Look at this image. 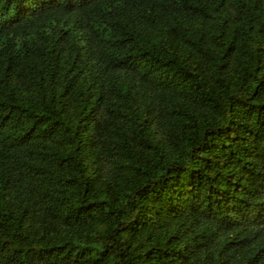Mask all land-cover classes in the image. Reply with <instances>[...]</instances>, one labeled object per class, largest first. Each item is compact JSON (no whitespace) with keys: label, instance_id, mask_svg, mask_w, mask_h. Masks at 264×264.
I'll return each instance as SVG.
<instances>
[{"label":"trees","instance_id":"trees-1","mask_svg":"<svg viewBox=\"0 0 264 264\" xmlns=\"http://www.w3.org/2000/svg\"><path fill=\"white\" fill-rule=\"evenodd\" d=\"M0 264H264V0H0Z\"/></svg>","mask_w":264,"mask_h":264}]
</instances>
